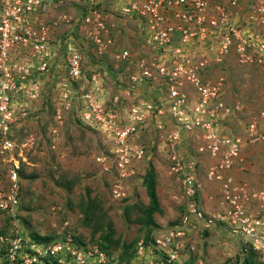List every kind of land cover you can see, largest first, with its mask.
Masks as SVG:
<instances>
[{"label":"built area","instance_id":"2783aa9c","mask_svg":"<svg viewBox=\"0 0 264 264\" xmlns=\"http://www.w3.org/2000/svg\"><path fill=\"white\" fill-rule=\"evenodd\" d=\"M71 2L73 0H66ZM65 0H0V156L7 155L18 147L17 154L23 148L31 146L34 136L29 134L24 142L15 143L9 139L11 126L19 117L27 115L29 100L37 98L42 87L41 76H49L56 60L64 64V70L70 78L77 79L82 73L79 51L75 49L72 28L60 40H53V34L71 20L78 23L83 41L95 47L98 53L110 49L116 42L110 35L112 25L108 22L109 12L98 0H77L79 18L71 16L66 10L50 13ZM103 3L105 0H101ZM112 10L121 15H129L139 20L147 44L155 54L128 55L125 50L116 54V60L128 58L125 80L126 93L137 94L134 82H151L160 77L159 88L165 94L163 102L159 99L130 98L126 107L128 123L144 124L145 114L155 110L153 119H159L156 128L164 130L166 141L174 147L181 144V130L196 132L199 141L193 149L198 156H185L180 152L170 155V173L176 175L187 205L181 217L184 225H192V219H203V226L227 225L236 237L251 243L264 256V157L260 182L255 187L240 175L248 170L247 158L241 154L243 145L255 141L264 143V111L259 117H250L244 125L246 135L219 134L216 125L219 119L238 110L236 104L227 105L220 99L224 75L217 74L202 79L197 69L213 57L215 62L229 52L231 46L237 54L240 64L251 65L264 62V0H111ZM53 6V7H52ZM240 8H247V25L237 15L239 22L233 25L229 16ZM57 9V8H56ZM213 46L211 56L191 51L201 43ZM124 53V54H123ZM200 55V59H199ZM208 58V59H207ZM99 74V73H98ZM35 75L37 80L29 79ZM92 75V79H94ZM189 84V85H188ZM95 90L98 86H95ZM13 93L23 96L14 100ZM92 92L83 95L87 98L81 109L84 120L90 125L113 127L111 147L102 159H109L110 169L116 170V180L111 184L112 197L122 199L125 196L123 181L134 175L140 161L145 157V149L130 144L129 129L117 130L116 117L105 112V107L91 99ZM141 98V99H140ZM63 101L69 105L67 93ZM18 102V103H17ZM123 108V107H122ZM124 112V111H123ZM122 113V112H121ZM158 114V115H157ZM124 116V115H123ZM56 119H60L59 109ZM114 118V119H113ZM122 117H117L119 120ZM61 120V119H60ZM59 120V122H60ZM168 120V121H167ZM169 123V127L167 126ZM124 125L126 123H123ZM173 148V150H174ZM7 153V154H6ZM9 156L8 158H10ZM174 158V159H173ZM214 158V161H213ZM1 159V160H2ZM11 161V160H10ZM10 161L8 163H10ZM198 161L203 164L206 178L216 182L213 192L207 194L219 196L216 210L202 217V212L193 197L202 184L196 179ZM12 162V161H11ZM103 163L101 162V165ZM104 168V166H102ZM106 169V168H104ZM172 170V171H171ZM14 171V168L12 169ZM239 174V175H238ZM181 175V176H180ZM238 175V176H237ZM11 181L8 192L0 190V207L8 201L16 203L17 184ZM198 206V207H197ZM208 214V213H207ZM16 220H12L7 234H0V264H100L106 260V254L95 244L79 245L65 226L57 228L54 237L47 243L31 242L20 234ZM185 231L182 226H173L155 235L153 245L157 253L164 257L159 263H175L184 251H191L193 244L186 246ZM150 247V246H149ZM155 256V255H154ZM150 248L144 250L142 240L137 243L136 258L122 264H156Z\"/></svg>","mask_w":264,"mask_h":264},{"label":"rangeland","instance_id":"374dc122","mask_svg":"<svg viewBox=\"0 0 264 264\" xmlns=\"http://www.w3.org/2000/svg\"><path fill=\"white\" fill-rule=\"evenodd\" d=\"M66 2L79 3L77 0ZM242 2H251V0H242ZM77 6V4H74L70 8L69 14L73 17L75 15L78 16ZM56 11L58 9L54 8L51 9L50 13ZM246 11L247 8L241 10V12L240 8L235 10L232 16H229L231 23L236 25L235 23L239 22L237 17L239 13L241 22L246 21ZM109 13L108 22L116 31L114 39H117V32L121 33L118 37L121 48H116L117 50L126 48L125 52L128 55H143V57H148L150 53H156L152 46L147 44L144 34H140V30L143 33V29L138 27L139 20L131 16H121L120 13L114 10ZM242 23L247 25V23ZM66 25H71L75 29L73 31L76 40L74 46L81 55L84 72L86 70L91 72L92 69H96L100 55L95 47L91 44L86 45V42L84 43L83 35L79 31L78 25L75 27L72 20ZM62 30H65V28H62ZM58 35L63 36V32L59 31ZM212 49L213 46H208L204 42L191 51L194 56L196 52L200 53V55L214 53L215 51H211ZM109 55L111 56L112 53L110 52ZM114 64L118 65L117 60ZM63 67L64 64H61L60 60H56L50 70L52 71L51 75L45 78L46 84H44L43 94L30 108V120L21 127L13 128L12 131L14 132L20 131L21 133L23 129L35 132L34 138L36 142L28 146V148H23L24 150L20 154L13 155L11 152L6 156L7 159H2L0 156V187L9 186L12 180L19 181L21 217L20 222H18L24 231L51 234L57 228L65 226L72 229V232L82 237L86 242L93 243L99 247L100 242H103L101 241V233H105L106 228L95 230L94 222L88 221L84 217L85 202L93 199L92 201L99 207L97 214H100V216L105 215L104 224L107 221L111 222L113 236L120 241V245L117 248H108L113 251L111 254L114 258L122 251L123 243H131L133 240L142 238L147 232L145 223L133 221V219L141 215L142 209L148 203L145 187L142 184L146 171L152 169L155 175L156 192L160 206V210L153 214V221L156 226H150V232L153 231V234H159L172 224L181 222V217L185 212V199L177 186L178 182L169 172L171 168L167 167V165L170 163L171 157L168 158L167 155L169 154L170 156L172 152V155H177L179 151L192 154L193 152L189 150L195 144V140L184 141L178 144L177 147L175 146L176 149L170 146L164 134L155 127L159 121V119H153L151 115L152 113L156 116L155 110H149L145 114L144 124L138 122L135 124L128 123L127 117H125L127 106H123V104H128L129 97H141L144 92L138 95L126 93L125 84L116 82L115 76L111 71L107 73L108 75L106 73L98 74V72L92 74L97 81L96 85L107 87L108 93L105 96L107 106L103 104L104 98L100 95L89 93L90 95L92 94L91 99L105 107V112L111 114L112 117H116L118 121L117 130L129 129V134L132 135L129 138L132 146L142 147L143 145L144 149L147 148L148 155L139 163V167L141 166L140 171L123 181L125 197L123 200H117L118 198L112 197L109 192V185H111L109 181L111 180L113 183L116 180V170L114 168L110 169L109 159H102V155L111 147L112 138L109 134L113 136V127L115 126L107 128V126L99 125L97 130L88 129L75 121L73 113L69 114L70 112H68L69 115L62 114V116L65 115L64 121L57 119L58 122L60 120L57 127H51L50 125L52 121L50 104L54 105L55 100L57 103H62L64 93L70 95L72 88L75 86L71 82L70 77L63 74ZM258 71L254 67H246L241 70L235 66V68H232L233 74L231 77L226 72H222L226 80L231 81V85L235 87L234 91H229L226 94V97L228 99L239 97L245 101L244 103H249L247 108L249 115H256L259 108L262 105L264 106V76H261ZM208 75H211V73L209 72ZM159 82L160 77H157L152 81V88L147 89L149 91L147 96L149 97L152 91L153 99L156 100L157 104L159 102L154 90L159 88ZM149 86L150 84L147 87ZM83 95L77 96L83 100L82 103L84 104L87 98L84 99ZM96 97H99L98 101L95 100ZM75 99L77 98H72V100ZM117 117L122 118L118 120ZM261 117H264V115ZM243 118V115L232 117V119L229 116L227 119L229 121L221 122L220 129L221 127L230 129L241 136L239 133H242V131H239V126L240 124L243 126ZM255 119L257 120V117ZM154 121H156L155 124ZM123 123L126 124L124 125ZM158 125H160L159 122ZM123 126L124 128H122ZM50 127L53 129H50ZM182 135H185V133H181ZM245 151V156L248 155L250 161L253 160V162H250L252 166L248 168L250 172L242 173L240 177L244 178L252 187H255V183L260 181L262 175L263 164H261V161L263 160L262 157H264V143L260 144V142L255 141L251 144L250 149L245 147ZM9 156L11 157L8 158ZM256 160L259 163H256ZM9 161L10 163H8ZM101 162L103 163L102 165ZM12 165L15 167L19 165V168L22 169L20 170L19 178L16 171L12 172ZM102 166L106 169L102 168ZM70 182V189L64 187L65 184ZM213 190V188L210 190L204 189L201 195L207 215H210L211 210H216L219 196H212L211 205L207 200H204L203 195ZM127 206L130 207L127 209ZM226 226L219 224L212 226L209 229L210 234L203 236L200 231V225H197V228L192 229L189 236L194 245L191 251L194 252L184 251L178 264H185L186 261L191 264H240L239 245L234 240L235 237L229 234L230 228ZM6 228L7 223L0 215V229ZM132 247L128 248L127 252L129 249L131 251Z\"/></svg>","mask_w":264,"mask_h":264},{"label":"trees","instance_id":"16d2710c","mask_svg":"<svg viewBox=\"0 0 264 264\" xmlns=\"http://www.w3.org/2000/svg\"><path fill=\"white\" fill-rule=\"evenodd\" d=\"M98 5H103L104 9H106L108 12L112 11L113 2L111 0H105L104 3L101 0H98ZM121 16H129V15H121ZM133 17V16H131ZM110 35L114 38V34L116 33V31L114 30V28L110 29ZM118 36L117 39L115 40L116 43L114 46H112L110 49L103 51L102 53H98L99 56V60L97 63V68L96 69H92L91 72H88L87 70L84 72V68L82 67V62L80 64V68L82 71L81 75L79 76V78L77 79H73L70 78L71 82L73 84H75V86L72 88V92L70 93V95L67 94V99L69 100V105L66 107L65 102L63 101L62 103H57L56 100L54 101V105L50 104V113H51V127H57V124H59V122L57 121L55 115H56V111L59 109L60 114L62 116V114H72L74 115V119L75 121H77L78 123H81L83 126H85L88 129H92V130H97L98 125L93 124L90 125L88 123V121L84 120L81 114V109H82V105H83V100L78 97L77 95L80 94H86L88 92H92L94 93V95H100L101 97L104 98V102L103 104L107 106V99H105L106 94L108 93L107 91V87L104 85H96L97 81L94 79H92V74H94L95 72L100 73H109L111 71L112 74H114V78L116 79V82H119V84H125V80L127 79L126 77V73H124V71L126 69H129L131 71V68H128L127 66H125V64L127 65L126 61H122L121 65H115V59L112 57L113 56V50L116 51V48L119 49L121 48L119 46V36L121 35V33L117 32ZM63 36L58 35V33L53 34V40H61ZM121 44V43H120ZM93 46V45H92ZM108 52V53H107ZM112 53V55L110 56L109 53ZM204 56H211L210 53H204ZM238 67L241 70H243V68L246 67H254L255 69H258L259 73L261 74V76H264V62H262L261 64H251V65H243L240 64L238 62L237 59V54L236 51L234 50V47L231 46L229 48V52L224 54L222 56V58L215 62V60L212 58H210V60H208V62L203 65L198 67L197 72L198 75L200 76V78L205 79V78H210V76H216L217 74L220 75H224L222 72H226L228 74V76H232L233 72H232V68ZM211 73V75H208V73ZM64 75L67 74L66 70H64L63 72ZM105 74V75H106ZM51 75V73H49V76ZM84 75V76H83ZM104 75V77H105ZM108 75V74H107ZM49 76H45V74L43 76L40 77V79H42V92L41 95L44 92V84H46V77ZM29 79L32 80H37V77L35 75L31 76ZM114 81V83H116ZM134 86H136L139 89H136L137 91V95L138 94H144L141 95L142 98H150L153 99L152 96V91L150 92V96L148 97L147 94L149 91H147V89L152 88L153 83L151 82H147L146 81H141V79H138L137 81H135ZM150 84L149 87H147ZM95 86H99L97 90H95ZM235 87H233V85H231V81L226 80L223 83V88H222V94L220 95V99L219 100H223L227 105H232V104H236L238 103V105L241 107L239 109V111L236 110H232V114L237 117L238 115H243L244 116V121L248 123L250 116H258L259 113H261L262 111H264V106L262 105L259 110L258 113L256 115H249V112L247 110V108L249 107V103H244V100H241L239 97H233L232 99H228L226 96V94L229 91H234ZM70 91V90H69ZM156 97L159 99L160 103L163 102V98L165 97V94H162L160 89H155L154 90ZM11 97L14 100H20L21 97L19 94L13 93L11 95ZM73 97H76L77 99L72 100ZM40 98V96H38L35 99H31L29 100V103L33 106V104ZM99 97H96L95 100L98 101ZM106 101V104H105ZM18 103V102H17ZM246 108H245V107ZM68 112H70L68 114ZM60 116V119H61ZM31 116H30V112L27 113V115H25L24 117H19L17 118V120L15 121V124H13L11 126V131H9L8 136L9 139L14 141L15 143L20 144L27 135L29 134H36L33 131L27 130V129H23V131L20 133L19 132H14L12 131L13 128L15 127H21L23 125H25L29 120H30ZM65 119V115L62 116V121H64ZM259 123L264 124V120H262L260 118ZM50 129H53L51 128ZM152 127V126H150ZM239 131H240V127H239ZM14 132V133H13ZM26 132V133H25ZM23 135V136H22ZM22 136V137H21ZM38 142V141H37ZM190 142V141H189ZM106 146V145H105ZM24 150V149H23ZM192 151L194 153L195 156H198V153H195L192 149L189 150ZM18 152V147H15L13 149V153L17 154ZM29 152V151H28ZM145 156L148 155L147 154V148L145 149ZM173 162H171L172 164ZM170 164V165H171ZM20 165V163H19ZM13 166L14 171L17 172L18 178H19V173L20 170H22L21 168H19L20 166ZM181 176V175H180ZM8 183V181H7ZM17 184V194H16V203L15 205L11 202L8 201V204L4 207L1 208L0 207V215L3 217L4 221L7 223V228L6 229H0V233L4 234L8 232L9 227L11 226V222L12 220H16L15 223L19 228V232L22 236L24 237H28V239H30L31 242H36V243H47L48 241H50L53 237H54V233L51 234H39L37 232H26L24 231V229L21 227L20 225V217H21V205H20V195H21V190H20V183L19 181L15 182ZM176 183V182H175ZM10 184V182L8 183ZM109 184H112L111 180L109 181ZM142 184L145 187V191H146V195L148 197V203L144 206V208L142 209V213L140 216H137L135 219H133V221L135 222H143L145 223V225L147 226V232L143 235L142 238L133 240L131 243H126L122 245V251L116 256V257H112V252L110 249H108L109 247H111L112 249L117 248L120 245V241L115 238L113 236V231H112V224L110 221H107L106 224H104L105 220L103 216H100V214H97V212L99 211V207L97 206L96 203H94L91 200H88L85 202V214L84 217L86 220H91L92 222H94V229L95 230H101V228H106V232L105 233H101V238L103 242H100L99 244V249L104 251L106 254V260L100 264H122V263H127L129 261H131L132 259L136 258V249H137V243L139 240H142V244L144 246V250L146 251V248H150L153 256H154V260L156 261V264H165V263H159L164 261V257L160 256L157 251L158 249L153 245V238L155 237L156 234H153V231L150 232V226L154 225L156 226V223L153 221V214L155 212H158L160 210V206H159V202H158V198H157V192H156V179H155V175L151 170H148L145 172L144 176H143V181ZM1 186V185H0ZM64 187H66L67 189L71 188V182L69 184H65ZM111 187L112 185H109V192L112 195L111 192ZM10 185L2 188L0 187V190H3L4 192H8ZM110 195V196H111ZM125 197V196H124ZM123 197V198H124ZM122 198V200H123ZM194 201L196 202V204H198V206L200 205L199 210L202 212V217L206 219L207 215V211L205 208H201V201L203 200L201 198V195H199V192H196V194L193 197ZM117 200H121V199H117ZM133 206V205H132ZM130 206H127L126 208L128 209ZM19 221V222H18ZM192 222L197 226L200 225V231L203 233V236H208L210 234L209 228L202 226L203 225V219H193ZM173 226H182L183 230L185 231V236H187L186 238V246H189V243H192V241L189 239L190 236V232L192 231V229L197 228V227H193L191 225H184L182 224V222H178L175 224H172L170 227ZM168 227V228H170ZM225 227V226H224ZM227 227V226H226ZM167 228V229H168ZM229 228V227H227ZM166 229V230H167ZM6 230V231H5ZM65 230H68V232H70L72 234V237L74 239L75 242H77L79 245H86V244H93V243H89L86 242L82 237H80L79 235H77L76 233L72 232V229L70 228H66ZM191 230V231H190ZM229 234L233 235L235 237V241L236 243L239 245L240 248V260L241 263L240 264H264V256L261 253V251L257 248H255L251 243H248L247 241H244L242 237H236L235 234H232L231 231H228ZM133 244V245H132ZM133 246V247H132ZM150 246V247H149ZM131 251L129 249V251L127 252L128 248H131ZM159 252V251H158ZM188 252H194V251H188ZM166 264H178L177 262L175 263H170V262H166ZM185 264H191L189 262H185Z\"/></svg>","mask_w":264,"mask_h":264},{"label":"clouds","instance_id":"9594fccd","mask_svg":"<svg viewBox=\"0 0 264 264\" xmlns=\"http://www.w3.org/2000/svg\"><path fill=\"white\" fill-rule=\"evenodd\" d=\"M74 4H79V3H63V4H60V5H57L56 6V8L58 9V10H66V11H70V8L72 7V6H74ZM80 5V4H79ZM77 7H79V6H77ZM75 17L76 18H79L80 17V14L78 13V16H76L75 15ZM78 25V23H76L75 24V27ZM71 25L69 26V27H62V28H65V30H62V28L60 29V31H62L63 32V36L65 35L64 33H67L70 29H71ZM112 29V28H111ZM75 29H73V27H72V34H73V31H74ZM74 35V34H73ZM113 38V37H112ZM114 39V38H113ZM75 42H76V40H75ZM116 43V42H115ZM115 43L113 44V46L115 45ZM126 48H123V49H120V50H117L116 49V51L115 50H113L112 52H113V55L115 56L116 54H120L121 53V51H123V50H125ZM116 52H120V53H116ZM114 56H112L113 58H114ZM115 59V58H114ZM115 61H116V59H115ZM122 61H126V62H128V61H130V59H128V58H121V60L120 59H118L117 60V63H118V65H121V63H122ZM125 66H126V64H125ZM52 73V72H51ZM123 74H125V72L123 73ZM41 92H42V90H41ZM41 92L39 93V95L38 96H40L41 97ZM37 96V97H38ZM59 104V103H58ZM32 107V105L30 104V103H28V107H27V113L28 112H30V108ZM236 111H239V109L238 110H236ZM31 113V112H30ZM229 116H231V119H232V117H235L232 113H230V114H228L226 117H224V118H222V119H219L218 121H217V125H216V129H217V131H218V133L219 134H224V135H228V136H239L238 135V133L237 132H233L232 130H230V129H224L223 127H221V129H220V124H221V122L222 123H225V122H227V121H229V120H227L228 118H229ZM230 119V120H231ZM168 121V120H167ZM247 122H245L244 120H243V126L240 124V131H242V133H239V134H241V136H239V137H244L245 136V131H244V125L246 124ZM224 125V124H223ZM167 126L169 127V123H167ZM157 129V128H156ZM159 130V129H158ZM167 130H168V128L167 127H165V129L164 130H160L161 132H162V134H164V137H165V134L167 133ZM181 133H185V135H182L181 137H182V142H184V141H192V140H195V144H193L192 145V148L191 149H194L195 148V145H196V143L199 141V138L197 137V133L196 132H190V133H187V132H184V131H180ZM34 137H35V135L34 134H32ZM28 136V135H27ZM27 136L25 137V139L22 141V142H24L25 140H26V138H27ZM35 142H36V140H35V138H34V142H33V144H35ZM181 142V143H182ZM18 144V143H17ZM32 144V145H33ZM248 145H251V144H247V145H243V147H242V150H241V154H243L244 156H245V154H246V151H245V147L246 146H248ZM177 147V146H176ZM176 149V148H175ZM188 151V150H187ZM194 151V150H193ZM181 154H183V155H185V156H188V155H193V156H195L194 155V153H192V154H190V153H187V152H181V151H179ZM146 154V153H145ZM172 154H173V152H172ZM171 154V155H172ZM168 156V158L170 157L169 156V154L167 155ZM198 158H200L199 156H198ZM245 158H247V165L250 167V166H252V164L250 165V162L252 163L253 161H250V159H249V157L246 155L245 156ZM263 158V157H262ZM256 163H259V161L258 160H256ZM171 164V161H170V163L167 165V167H169V165ZM198 164H199V167H198V169L196 170V179H197V181L198 182H200L201 184H202V188L200 189H198L197 190V192H199V195H202V192L204 191V189H207V187L208 186H211V188H215V183L216 182H213V181H209L207 178H206V174H205V170H204V166H203V164L202 163H200L199 161H198ZM261 164H263L262 163V161H261ZM140 168H141V166L139 167V169L137 170V172H135L134 173V175L136 174V173H138L139 171H140ZM171 175H173L174 176V179H176V181L178 182L177 183V186L179 187V190L181 191V187H180V182L177 180V178H176V175L174 174V173H171ZM201 175V176H200ZM133 176V175H132ZM247 178H250V177H247ZM260 182V181H259ZM259 182H256L255 184H258ZM214 191V190H213ZM213 191H208V192H206L205 193V195H206V199H207V201H209V203L212 205V202L207 198V194L209 193V192H213ZM181 193H182V191H181ZM182 195H183V193H182ZM183 197H184V195H183ZM185 198V197H184ZM201 203H202V205H201V208H204L203 207V204H204V201L202 200L201 201ZM185 204V212H186V207H187V205H186V203H184ZM199 207H200V205H199ZM185 212H184V214H185ZM193 220V219H192ZM192 222V221H191ZM192 225H194L193 227H196V225L193 223ZM203 226V225H202ZM17 228H18V226H17ZM210 229V228H209ZM18 230H19V228H18ZM191 231V230H190ZM55 231H53V233H54ZM1 234V233H0ZM5 234H7V233H4L3 235H5Z\"/></svg>","mask_w":264,"mask_h":264},{"label":"crops","instance_id":"0c3cea01","mask_svg":"<svg viewBox=\"0 0 264 264\" xmlns=\"http://www.w3.org/2000/svg\"><path fill=\"white\" fill-rule=\"evenodd\" d=\"M72 7H73V6H72ZM140 34L143 35L144 33H142L141 30H140ZM250 147H251V145L246 146V148H248V149H250ZM247 156H248V155H247ZM248 157H249V156H248ZM249 158H250V157H249ZM251 158H252V157H251ZM252 161H253V160H252ZM200 176H201V175H200ZM210 189H211V186H208V187H207V190H210ZM203 192H204V191H203ZM203 198H204V200H207L205 194L203 195ZM208 203H209V201H208Z\"/></svg>","mask_w":264,"mask_h":264}]
</instances>
